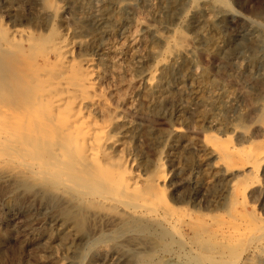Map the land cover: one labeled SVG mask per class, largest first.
<instances>
[{"label": "rangeland", "instance_id": "rangeland-1", "mask_svg": "<svg viewBox=\"0 0 264 264\" xmlns=\"http://www.w3.org/2000/svg\"><path fill=\"white\" fill-rule=\"evenodd\" d=\"M0 48V264H264V0H0Z\"/></svg>", "mask_w": 264, "mask_h": 264}, {"label": "bare ground", "instance_id": "bare-ground-1", "mask_svg": "<svg viewBox=\"0 0 264 264\" xmlns=\"http://www.w3.org/2000/svg\"><path fill=\"white\" fill-rule=\"evenodd\" d=\"M190 10V9H189ZM187 17V16H186ZM20 29V28H19ZM15 31V30H14ZM174 31H176L175 29H174ZM178 31V30H177ZM8 32V31H7ZM16 32V31H15ZM14 32V33H15ZM21 32V31H20ZM182 32V31H181ZM185 34V33H184ZM3 35H5V34H3ZM28 35V34H27ZM63 35V34H62ZM187 35V34H186ZM63 36H65V35H63ZM184 36V35H183ZM182 36V37H183ZM20 37V36H19ZM58 37V36H57ZM170 37V36H169ZM181 37V38H182ZM163 38V37H162ZM171 38V37H170ZM189 38V37H188ZM23 39V38H22ZM64 39V38H63ZM175 39H177L178 40V38H175ZM186 39V38H185ZM18 40V39H17ZM67 40V39H66ZM65 39H64V41H66ZM165 40H166V38H165ZM172 40V39H171ZM177 40H176V42H177ZM190 40V39H189ZM30 41V40H29ZM28 41V42H29ZM52 41V40H51ZM58 41H60V40H58ZM63 41V40H62ZM164 41V40H163ZM173 41V40H172ZM179 41V40H178ZM185 41V40H184ZM186 42V41H185ZM178 43V42H177ZM53 44V43H52ZM74 44H76V43H74ZM170 44V43H169ZM175 44V43H174ZM181 44V43H180ZM184 44V43H183ZM186 44V43H185ZM78 45V44H77ZM55 46H57V45H55ZM70 46V45H69ZM175 46H177L176 44H175ZM183 46V45H182ZM3 47H4V45H3ZM187 47H188V45H187ZM69 48H72L71 46L69 47ZM167 48H168V45H167ZM166 48V49H167ZM179 48V47H178ZM1 49V48H0ZM29 49H31V48H29ZM177 49V48H176ZM70 50V49H69ZM69 50L67 49V47H66V45H64V44H61V46L59 47V49H57L55 52H56V56H57V59H59V61H60V63L62 64V62H63V59L65 58L64 56V54H66V53H68L69 52ZM72 50V49H71ZM76 50V49H75ZM171 50V49H170ZM165 51V50H164ZM30 52L32 53V51L30 50ZM37 52V51H36ZM47 52V51H46ZM168 52V51H167ZM166 52V53H167ZM171 52V51H170ZM177 52V51H176ZM182 52H183V50H182ZM187 52V51H186ZM185 52V53H186ZM39 53V52H38ZM30 54V53H29ZM28 54V55H29ZM54 54V53H53ZM206 54H207V52H206ZM205 54V55H206ZM163 55V54H162ZM186 55H187V53H186ZM177 56V55H176ZM32 57V56H31ZM30 57V55H29V58L28 59H30L31 58ZM75 57V56H74ZM163 57V56H162ZM167 56H165V58H166ZM72 58V57H71ZM88 58V57H87ZM165 58H163V59H165ZM35 59V58H34ZM40 59V58H39ZM47 59V58H46ZM84 59V58H83ZM85 59H86V57H85ZM170 59V58H169ZM78 60V59H77ZM64 61H66V60H64ZM69 61V60H68ZM73 61V60H72ZM92 61V60H91ZM161 61V60H160ZM159 61V62H160ZM170 61V60H169ZM172 61V60H171ZM86 62V61H85ZM162 62V61H161ZM84 63V62H83ZM81 65V64H80ZM159 65V64H158ZM163 65V64H162ZM166 65V64H165ZM88 66V65H87ZM160 66V65H159ZM158 66V67H159ZM62 67V66H61ZM78 67H81V66H79V63H78ZM156 67V66H155ZM65 67H63V69H64ZM82 68V67H81ZM162 68V67H161ZM57 69V68H56ZM59 69H61V68H59ZM78 69H80V68H78ZM152 69V68H151ZM154 69V68H153ZM155 69H157V68H155ZM58 70V69H57ZM85 70V69H84ZM87 70V69H86ZM89 70V69H88ZM159 70V69H158ZM162 70V69H161ZM64 71V70H63ZM67 71V70H66ZM90 71V70H89ZM69 72V71H68ZM160 72V71H159ZM73 73H74V71H73ZM94 73V72H93ZM59 74V73H58ZM63 74V73H62ZM150 74H151V72H150ZM42 75V74H41ZM57 75V74H56ZM58 76V75H57ZM61 76V75H60ZM63 76V75H62ZM157 76V75H156ZM42 77V76H41ZM92 77V76H91ZM58 78V77H57ZM151 80H153V79H155L156 77H155V73H152L151 74V76L150 77H148V79H147V81H150V79ZM53 79V78H52ZM55 80V79H54ZM89 80H90V78H89ZM51 81V80H50ZM80 81V80H79ZM92 81V80H91ZM78 83V82H77ZM95 83V82H94ZM152 83V82H151ZM59 84V83H58ZM69 84V83H68ZM88 84V83H87ZM57 85V84H56ZM92 85V84H91ZM49 86V85H48ZM62 87V86H61ZM72 87V86H71ZM30 88V87H29ZM31 88H33V87H31ZM63 88V87H62ZM76 88V87H75ZM74 88V89H75ZM52 89V88H51ZM91 89V88H90ZM29 90V89H28ZM33 90V89H32ZM68 90V89H67ZM71 90H73V89H71ZM83 90V89H82ZM45 91V90H44ZM47 91H49V90H47ZM46 91V92H47ZM77 92H78V90H76ZM80 91V90H79ZM63 92V91H62ZM67 92V91H66ZM69 92V91H68ZM44 93V92H43ZM58 93V92H57ZM64 93V92H63ZM81 93V92H80ZM89 94V93H88ZM91 96V95H90ZM81 97V96H80ZM65 98V97H64ZM41 99V98H40ZM34 100H35V98H34ZM44 100V99H43ZM48 100V99H47ZM99 100V99H98ZM232 100V99H231ZM50 101V100H49ZM59 101V100H58ZM78 101V100H77ZM87 101V100H86ZM36 102V101H35ZM35 102H33V103H35ZM97 102V101H96ZM79 103V102H78ZM56 104V103H55ZM67 105V104H66ZM87 105V104H86ZM33 106H35V105H33ZM80 106V105H79ZM47 107H49L48 105H47ZM59 108V107H58ZM66 108H68V107H66ZM70 108V107H69ZM74 108V107H73ZM72 108V109H73ZM40 109V108H39ZM61 109V108H60ZM75 109V108H74ZM78 109H81L80 107L78 108ZM41 111V110H40ZM58 112V111H57ZM41 113V112H40ZM39 113V114H40ZM67 113V112H66ZM31 114V113H30ZM38 114V115H39ZM59 114V113H58ZM51 115V114H50ZM72 115V114H71ZM85 116V115H84ZM69 117H71V116H69ZM83 117V116H82ZM54 118V117H53ZM72 118V117H71ZM55 119V118H54ZM53 119V120H54ZM83 119H85V118H83ZM79 120V119H78ZM25 121V120H24ZM55 121V120H54ZM87 121H88V119H87ZM39 122V121H38ZM25 123V122H24ZM88 123V122H87ZM87 123H85V124H87ZM91 123V122H90ZM97 123V122H96ZM70 124V123H69ZM56 125V124H55ZM74 125V124H73ZM72 125V126H73ZM90 125V124H89ZM86 126V125H85ZM55 127H57V126H55ZM79 127H81V126H79ZM86 127H88V126H86ZM98 127V126H97ZM103 127V126H102ZM110 127V126H109ZM66 128V127H65ZM178 128V127H177ZM176 128V129H177ZM60 129V128H59ZM97 129V128H96ZM98 129H99V127H98ZM106 129V128H105ZM101 129H99V131H100ZM180 130V129H179ZM5 131V130H4ZM65 131V130H64ZM75 131V130H74ZM91 131V130H90ZM66 132V131H65ZM8 133H10V132H8ZM80 133V132H79ZM98 133V132H97ZM11 134V133H10ZM105 134H107L106 132H105ZM99 135H100V133H99ZM101 135H102V132H101ZM91 136H93V134L91 135ZM219 136V135H218ZM50 137V136H49ZM89 137V136H88ZM96 137V136H95ZM89 138V140L88 141H86L85 140V138H84V141H81V142H83V147L81 148V149H79V148H75V153L74 154H78V156L79 157H81V158H89L91 161H93L94 159H95V155L97 154L96 153V148L95 147H97V146H95V144H98V143H96L95 142V140H96V138ZM213 137V136H212ZM216 137V136H215ZM218 138V137H217ZM216 138V139H217ZM42 139H44V138H42ZM46 140V139H45ZM222 140V139H221ZM232 140V139H231ZM32 141V140H31ZM43 141V140H42ZM109 141V140H108ZM218 141H219V139H218ZM23 142V141H22ZM98 142V141H97ZM106 142V141H105ZM207 142V141H206ZM216 142H217V140H216ZM210 143V142H209ZM70 144V143H69ZM15 145H17V144H15ZM18 145H20V144H18ZM57 145V144H56ZM22 147V146H21ZM27 147V146H26ZM66 147V146H65ZM12 148V147H11ZM20 149V148H19ZM62 149V148H61ZM101 150V148H100V146H99V148H98V150ZM26 150V149H25ZM56 150H58V149H56ZM32 151V150H31ZM72 151V150H71ZM256 152V151H255ZM51 153V152H50ZM106 153V152H105ZM17 154V153H16ZM5 155V154H4ZM15 155V154H14ZM257 155V154H256ZM6 156V155H5ZM47 156V155H46ZM61 158H60V157ZM66 156H67V152H65V151H61V153L58 155V158L56 157H54L55 158V160L56 161H58L59 160V158H60V160H63L64 161V159H67L66 158ZM3 157V156H2ZM20 157V156H19ZM219 157V156H218ZM4 158V157H3ZM6 158V157H5ZM14 158V157H13ZM34 159H33V161H32V163H31V167L29 168V167H25L26 169H28V172L29 173H31L32 175L35 173V174H37V171L38 170H40L41 172H42V175H44L43 177H45L46 175H49L50 177H52L53 179H55V180H58L59 182H60V184H63V185H70L68 182H73L72 180H74L73 178H71L67 173H64V172H61V173H58V172H56V171H54L53 170V168L54 167H51L50 165H46L45 163H43V155L42 154H39V155H37L36 157H33ZM6 159H8V158H6ZM11 159V158H10ZM20 159H21V157H20ZM19 159V160H20ZM32 159V158H31ZM245 159V158H244ZM13 160V159H12ZM96 160V159H95ZM101 160V159H100ZM111 160V159H110ZM48 161H49V159H48ZM98 161V160H97ZM120 161V160H119ZM7 162V161H6ZM15 162V161H14ZM98 162H101V161H98ZM110 162V161H109ZM159 162V161H158ZM250 162V161H249ZM4 163V162H3ZM17 163V162H16ZM19 163V162H18ZM17 163V164H18ZM110 163H112V162H110ZM115 163V162H114ZM23 164V163H22ZM103 164V163H102ZM105 164H107L106 162H105ZM104 164V165H105ZM113 164V163H112ZM117 164H118V162H117ZM121 164V163H120ZM126 164V163H125ZM124 164V165H125ZM247 164V163H246ZM251 164H252V162H251ZM13 165V164H12ZM16 165V164H15ZM18 165H20V166H22L23 167V165H27V163H25V164H23V165H21V163H19ZM248 165V164H247ZM14 166V165H13ZM28 166V165H27ZM53 166V165H52ZM117 166V165H116ZM119 166V165H118ZM17 167V166H16ZM77 166L74 164V168H76ZM123 167V166H122ZM126 167V166H125ZM253 167V166H252ZM4 168V167H3ZM73 168V169H74ZM242 168V167H241ZM6 169V168H5ZM8 169V168H7ZM14 169V168H13ZM16 169V168H15ZM19 170H21L20 168H18ZM59 169V168H58ZM128 169V168H127ZM131 169V168H130ZM251 169V168H250ZM18 170V171H19ZM25 170V169H24ZM23 170V171H24ZM255 170V169H254ZM12 171V170H11ZM17 171V170H16ZM15 171V172H16ZM17 171V172H18ZM130 171L131 170H129V171H127V172H129L130 173ZM137 172V171H136ZM21 173V172H20ZM23 173V172H22ZM27 173V172H26ZM40 173V172H39ZM128 173V175H127V173L125 172V173H122V174H115V176H107V174L104 172V174H99V177L97 178V180H96V182H98L99 184L100 183H103L104 182V184H105V190L107 191V192H109L111 195H110V197H107L106 196V199H108L109 201H111V202H115V203H113V204H116V202H119V204H121L122 205V203L124 204H126V202H122L121 200H120V196H122L121 194H120V191L125 195V200L124 201H129V200H134V199H141L140 201H142V208H143V205H144V207H145V210L144 211H146V214L148 213L149 215L150 214H154L155 216L158 214V213H160V210L158 209V210H156V208L152 205V201L149 199V197L148 196H145V195H140V192L139 191H137V180H138V177L139 176H137L136 175V173L135 174H133V175H130ZM252 173V172H251ZM12 174V173H11ZM10 174V175H11ZM46 174V175H45ZM9 175V174H8ZM23 175V174H22ZM26 175V174H25ZM31 175V176H32ZM40 175V174H39ZM95 175V174H94ZM36 176L37 175H35V177L34 178H36ZM42 177V176H41ZM143 177V176H142ZM141 178V177H140ZM29 179V178H28ZM72 179V180H71ZM43 180V179H42ZM48 180V179H47ZM157 180H159V179H157ZM157 180H155V181H157ZM138 181H140V180H138ZM142 181H144V180H142ZM250 181V180H249ZM45 182V181H44ZM158 182V181H157ZM47 183V182H46ZM144 183V182H143ZM152 183V182H151ZM49 184V183H48ZM97 184V183H96ZM160 184V183H159ZM237 184V183H236ZM87 185V184H86ZM233 185H235V183L233 182ZM248 185V184H247ZM250 185V184H249ZM253 185V184H252ZM64 186V187H65ZM237 186H239V185H237ZM237 186H235L236 188H237ZM251 186V185H250ZM60 187V186H59ZM70 187V190H72L71 189V186H69ZM73 187V186H72ZM232 187H234V186H232ZM231 187V188H232ZM248 187V186H247ZM68 187H66V189H67ZM235 188V189H236ZM88 189V188H87ZM234 189V188H233ZM232 189V190H233ZM234 189V190H235ZM249 189V188H248ZM246 190V192L247 193H249V190ZM67 190H69V189H67ZM67 190H64V191H67ZM233 190V191H234ZM241 190V189H240ZM57 191V190H56ZM64 191H63V194H64ZM76 192L77 193H82V194H84L83 192H78L77 190H76ZM243 192H245V191H243ZM252 192V191H251ZM87 194H89V193H87ZM67 195V194H66ZM81 196V195H80ZM91 196V195H90ZM98 196V195H97ZM86 198V197H85ZM97 198H100V197H97ZM102 198V197H101ZM105 198V197H104ZM103 198V199H104ZM84 199V198H83ZM89 200H87V202H88ZM100 201V200H99ZM98 201V202H99ZM159 201V200H158ZM246 201V200H245ZM83 202V201H82ZM101 202V201H100ZM122 202V203H121ZM131 202V201H130ZM138 202V201H137ZM66 203V202H65ZM107 203V202H106ZM136 203V202H135ZM134 203V204H135ZM127 204L129 205V203L127 202ZM133 204V205H134ZM90 205V204H89ZM136 205V204H135ZM139 205V204H138ZM91 206V205H90ZM107 206H109L110 207V205H107ZM114 206V205H113ZM140 206V205H139ZM138 206V209H140V207ZM164 206V205H163ZM165 206H167V205H165ZM99 207V206H98ZM112 207V206H111ZM122 207V206H121ZM126 207V206H125ZM167 207H170V206H167ZM108 208V207H107ZM115 208V207H114ZM130 208V207H129ZM141 208V209H142ZM123 209V208H122ZM175 209V208H174ZM130 210V209H129ZM128 209H127V212L129 211ZM134 210H136V209H134ZM167 210H168V208H167ZM172 210V209H171ZM122 211V210H121ZM120 211V212H121ZM131 211V210H130ZM137 211V210H136ZM140 211V210H139ZM174 211V210H173ZM178 211V210H177ZM176 211V212H177ZM134 212V211H133ZM138 212V211H137ZM172 211H170V213H169V211H167V213H166V215L164 214V216L165 217H163L164 218V220H165V222H166V224H167V226H169L170 228H171V230H175V229H177V228H180V226L179 225H181L182 224V221L184 220L185 221V218H182V217H180V216H177L176 214H178V213H180V211H178V213H176V214H172L171 213ZM175 212V211H174ZM135 213V212H134ZM133 213V214H134ZM140 214V213H139ZM148 214H147V216H148ZM161 214V213H160ZM199 214V213H198ZM178 215H180V214H178ZM147 216H146V218H147ZM162 216V215H161ZM185 216V215H184ZM254 216V215H253ZM150 217V216H149ZM151 218V217H150ZM153 218H155L154 216H153ZM157 218H159L160 219V217H157ZM156 218V219H157ZM162 218V217H161ZM164 222V223H165ZM192 222V221H191ZM195 223V222H194ZM189 224V223H188ZM196 224V223H195ZM198 224V223H197ZM189 228V227H188ZM256 228H257V226H256ZM255 229H253V231H254ZM245 231H247L246 229H245ZM174 232V231H173ZM175 233H176V230H175ZM184 233V232H183ZM177 234H179V233H177ZM181 235V234H180ZM193 235V234H192ZM195 236V235H194ZM251 238H252V236H251ZM254 238V237H253ZM204 240V239H203ZM254 241H255V239H254ZM206 244V243H205ZM252 253V252H251ZM239 258H241L240 256H239ZM238 258V259H239ZM212 261V260H211ZM234 261H236V260H234ZM238 261H240V260H238ZM241 262V261H240Z\"/></svg>", "mask_w": 264, "mask_h": 264}]
</instances>
